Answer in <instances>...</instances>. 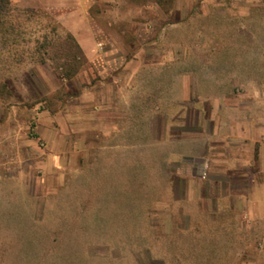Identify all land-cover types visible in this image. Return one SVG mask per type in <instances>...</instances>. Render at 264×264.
Listing matches in <instances>:
<instances>
[{
  "label": "crops",
  "instance_id": "1",
  "mask_svg": "<svg viewBox=\"0 0 264 264\" xmlns=\"http://www.w3.org/2000/svg\"><path fill=\"white\" fill-rule=\"evenodd\" d=\"M96 1L41 2L48 10L89 16L73 32L88 69L75 74L73 112L61 100L57 112L49 107L38 112L0 99V189L28 186L24 176L36 168L65 172L68 156L74 158L75 177L96 175L100 187L105 181L122 193L132 172L145 166L163 191L184 179L194 187L206 173V221L233 219L235 231L244 220L250 223L262 240L246 264H264L263 54L224 51L211 37L206 50H188L172 33L181 19L163 22L178 14L173 2L167 8L161 0L127 7L109 0L115 14L100 20L90 15ZM125 11L131 16L122 15ZM190 108L193 120L186 114ZM59 184L66 185L65 178ZM2 194L0 204L11 212L16 200Z\"/></svg>",
  "mask_w": 264,
  "mask_h": 264
},
{
  "label": "rangeland",
  "instance_id": "2",
  "mask_svg": "<svg viewBox=\"0 0 264 264\" xmlns=\"http://www.w3.org/2000/svg\"><path fill=\"white\" fill-rule=\"evenodd\" d=\"M42 1L11 2L6 21L20 27L6 34L18 40L14 46L0 36V99L9 106L35 107L38 112L48 107L57 112L61 100L73 112L77 80L75 75L67 80L61 75L77 73L82 66L88 69V65L66 36L75 41L74 30L89 16L67 8L48 10ZM148 1L121 0L127 7ZM163 2L165 8L172 2L178 5V14L163 22L181 19L172 33L188 50H206V37H211L221 41L224 51H258L264 63V0ZM109 4V0H97L90 15L111 18L115 13ZM206 5L211 6L209 10ZM131 14L122 13L127 18ZM52 27L56 28L54 36ZM45 35L55 42L43 48ZM254 39L257 45H252ZM68 54L77 59L61 56ZM186 114L190 120L196 117L193 108ZM69 159L65 172L47 174L36 168L31 176H24L28 186L18 189L12 183L0 189L4 198L9 195L16 200L11 212H4L6 203L0 204V264H246L255 258L262 236L251 231L250 223L244 220L243 228L235 231L233 219L206 221V173L196 179L194 187H188L193 182L184 179L175 183L177 188L163 191L157 188L162 182L148 176L145 166L143 171L133 170L129 187L122 193V189L107 188L105 181L100 187L96 175L75 177L74 158ZM64 178L62 186L59 182ZM172 197L177 203L159 202ZM227 222L230 229L220 227ZM211 224L215 228H208Z\"/></svg>",
  "mask_w": 264,
  "mask_h": 264
},
{
  "label": "trees",
  "instance_id": "3",
  "mask_svg": "<svg viewBox=\"0 0 264 264\" xmlns=\"http://www.w3.org/2000/svg\"><path fill=\"white\" fill-rule=\"evenodd\" d=\"M169 1H171V0H169ZM161 2H162V4L165 5V2H163V0H161ZM11 8H12V4H11L10 0H0V36H1V39L3 40V42H5L6 44H8L10 46H14L17 44L18 40L15 39V37L12 39H9V37H6V34L13 33L17 29H19L20 25L13 24V23H7L6 20L8 18V14L11 13V11H12ZM26 12L30 13L32 15L35 13L34 10H27ZM51 30H52V35L54 36L56 34L55 33L56 28L52 27ZM47 36L48 35H45L43 37L45 43H42L40 45L43 48H45L49 44V42H51V40H52V42H55V38L52 37V38L48 39ZM56 38H58V37L56 36ZM66 42L72 43L75 46H77L76 42L74 41L72 36L69 34L66 36ZM77 48H78V46H77ZM61 56L66 58V60L71 59V60L75 61V59H77L76 56H74V55L69 56V54L66 56L65 55H61ZM60 68L62 69V67H60ZM75 74H76L75 71H72V72L65 71L64 73H62L61 77L65 78L67 80V79L72 78Z\"/></svg>",
  "mask_w": 264,
  "mask_h": 264
}]
</instances>
